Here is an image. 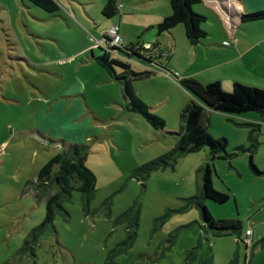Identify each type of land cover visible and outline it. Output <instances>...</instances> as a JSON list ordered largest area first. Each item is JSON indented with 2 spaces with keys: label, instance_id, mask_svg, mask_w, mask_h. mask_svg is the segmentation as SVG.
I'll use <instances>...</instances> for the list:
<instances>
[{
  "label": "rangeland",
  "instance_id": "1",
  "mask_svg": "<svg viewBox=\"0 0 264 264\" xmlns=\"http://www.w3.org/2000/svg\"><path fill=\"white\" fill-rule=\"evenodd\" d=\"M54 1L59 8L55 16L24 0H0V264H205L208 259L211 264H264V246L258 243L264 238V122L259 115H211L208 131L215 139L227 140L228 157L211 162L209 148L203 146L172 158L170 165L160 166L141 181L139 176L133 178L137 168L175 147L183 90L164 80L135 84L141 92L137 98L146 107H156L149 104V96L157 104L167 100L159 111L162 116L149 111L164 122L162 130L124 112L119 87L105 82L98 66L86 64L87 48L103 54L95 44L110 27L101 16L108 0ZM126 2V8L136 5L131 20L149 15L152 9H170V0ZM259 3L264 5V0ZM206 17L202 29L208 30H204L208 36L195 47L181 25L178 38L164 34L165 60L159 62L171 60L178 73L201 84L200 78L234 73L239 83L253 87L247 84L253 81L256 88L264 89L259 86L264 81V62L257 60V48L239 62L214 68L228 59V52L212 45L216 34L209 29L213 32L217 22L209 13ZM245 26L251 44L264 39V20ZM144 36L133 40L145 41ZM171 41L172 51L167 48ZM130 62L134 71L157 72L158 67L149 68L136 55L130 56ZM65 88L80 90L83 96L85 111L72 121L50 105ZM87 135L98 140L89 145L85 164L96 178L94 193L83 197L71 191L61 201L66 215L57 214L36 242L25 245L44 218V202L34 198L35 186L28 182L37 177L56 146L47 139L83 141ZM250 156L262 175L250 170ZM206 164L214 167L213 188L229 199L224 204L203 200L204 206L215 220H239L242 232L253 233L251 247L238 241V232H210L199 209L188 206L187 200L200 188L199 170Z\"/></svg>",
  "mask_w": 264,
  "mask_h": 264
},
{
  "label": "trees",
  "instance_id": "2",
  "mask_svg": "<svg viewBox=\"0 0 264 264\" xmlns=\"http://www.w3.org/2000/svg\"><path fill=\"white\" fill-rule=\"evenodd\" d=\"M39 8L49 15H54L59 11L54 0H24ZM118 0H108L101 10L103 17L109 19L118 14ZM201 0H170L171 14L165 17L157 26L158 35L169 32L178 25L184 29V36L190 45H196L207 37V33L202 29L206 18L193 11V6L199 4ZM264 20V11L246 14L241 17V22H253ZM102 55L96 58L98 64L115 80L121 87L123 97L127 101L126 108L138 114L154 130H162L164 122L154 114L150 108L146 107L136 97L133 89V81L150 77L154 71H134L131 65L112 59V55L101 49ZM154 48L146 51L137 44L125 45L121 50L112 48L111 52H117L126 58L138 56L152 63L156 60L153 54ZM145 52V53H144ZM146 52H149L146 55ZM162 67V65H159ZM118 69L119 71H117ZM179 86L183 88L191 97L190 101L180 112V130L176 135V145L166 156L147 163L135 170L133 178L143 180L150 172L157 170L160 166L166 167L172 162V158L183 156L200 150L203 146L209 148V159L211 162L228 157L226 155L227 140L225 138L215 139L208 131V119L205 117V109L223 114L227 117L240 116L246 113H255L264 122V89L243 85L235 82L230 92H224L219 82L201 84L191 79H177ZM247 126V124H237ZM251 139V136H249ZM237 148L236 150H241ZM86 145H68L63 151L49 160L39 171L37 177L28 182L29 186L34 185V198L38 201L44 199V218L40 225L31 230L25 245L36 242L38 237L48 229L57 214L65 216L61 201L69 198L71 191L76 190L83 197H90L95 191V175L85 167L88 155ZM223 154V155H222ZM57 168L56 171L54 169ZM249 168L255 175H262L253 165L251 156L249 157ZM200 188L197 195L187 200L188 206L199 209L204 225L214 234H227V232H238V237L242 233V224L239 220H215L203 204V200H210L216 204H224L229 197L226 194L216 192L212 185L214 167L206 164L199 170ZM139 176V177H138ZM57 180V181H56ZM264 246V238L258 242ZM208 259L205 264H211ZM112 264V263H106Z\"/></svg>",
  "mask_w": 264,
  "mask_h": 264
},
{
  "label": "crops",
  "instance_id": "3",
  "mask_svg": "<svg viewBox=\"0 0 264 264\" xmlns=\"http://www.w3.org/2000/svg\"><path fill=\"white\" fill-rule=\"evenodd\" d=\"M247 1L248 0H201V2L199 4L193 6V11L200 14V15H203L206 18V20H207L206 16L208 15V13H209V15H211L216 20L217 25H216V28L213 30V32L209 29L210 34H213V33L216 34V38H214L212 40V41L216 42V44H212V45H214L218 48H221V49L224 48V50L226 52H228V59L224 63L216 64L214 66V68H221V67H225V66L230 65V63L239 62V60L244 59L246 57V54L250 51L251 48H255V49L257 48V50H258V53H257L258 55L256 56V57H258L257 60L262 62V63L264 62V47L260 49V47H262V46H260V44L262 42H264V39L263 40L258 39L251 44L250 40L248 39L251 36L249 27L245 26V23L241 22V17L243 15L264 11V5L262 3H259V0H252L251 5L249 3H247ZM126 6H127L126 0H118V2H117L118 14L117 15H115L114 17L109 18V19L103 17L102 14H101V16H102V20H104L105 23L110 25V27H112V26H118L119 27V34L123 40L124 45L128 46L130 44H132V45L137 44L138 46L143 47L144 45L149 44L152 47V49L154 48L153 54L156 55L157 59L153 60L152 63H149V62H147V63L149 64V68L153 69V68L158 67V68H156L157 72H155V74L150 76V77L133 81L132 85H133V89H134V93H135L136 97L139 95V93H141V92H139V90L135 86V84H137L138 81H144V80H148V79L149 80H155V81L156 80H164L165 82H167L168 85H170L171 87H173L175 89H177L179 87L181 88V86H179V84H178V81L175 78H173L172 75H169V74L176 73L177 79L185 78L182 73H178L175 70L176 65H174V63H172L171 60L170 61L166 60L162 64L159 62V59L165 60V58L163 57L164 55H162V51H161V49H162L161 45H163L162 41L164 38V34H167L165 36H167L168 38L169 37H172V38L177 37L178 38V36L180 34V31H179L180 25L176 26L175 28H173L169 32L163 33L161 35L157 34L156 26L165 17H168L171 14V9L167 8L165 11H161V12L156 10V9H154V10L152 9V12L149 13V15L143 16L142 18L136 17L134 20H131L130 18L134 16L133 13L135 11L136 5L132 4V7H128V8H126ZM53 16H55V14ZM115 17H117V18H115ZM130 25L132 26V28ZM3 26L8 27V25L5 23ZM204 30L208 31L207 29H204ZM5 32H10V30H6ZM143 33L144 34L147 33L149 35L144 36ZM103 34L101 35V37L103 36ZM143 36L145 37L144 39H146L145 41L139 42V40H133V39H135V37H137V39H142L141 37H143ZM207 36H208V34H207ZM205 39H203L200 43H198L196 45H191V46L195 47V46L203 43ZM171 46H172V41H171L170 45L167 46V48L170 47V51H172V49H174ZM206 46H208V45H206ZM87 50H88V48L86 49V53L90 52V58L87 60L86 64H92L93 63L96 66H98V68L102 71V75H100L101 78L104 79L105 82L115 84L119 87L121 97L124 101V107H123L124 112H128V113L135 114V115L139 116L138 114L133 113V112L129 111V109L126 108L127 101L123 97V93H122L120 85L115 80H113L112 77L109 76V74L98 64L96 58L99 57L100 54H98L97 52H94L93 49H90L88 51ZM171 57H172L171 54H169V59H172ZM115 60L120 61L122 63H126L128 65H131L130 59H129V61H127V59L126 60L115 59ZM159 65H162V67H159ZM133 70H135V69H133ZM51 71H52V69H51ZM158 71H159V73H158ZM199 80L203 84H208V83L220 81L222 88L228 92L231 91L233 83L241 82L239 80L238 76L234 73L224 74L221 77L212 75V76L200 78ZM247 84L254 85L253 87L258 86L256 84V82H253V81H249V82H247ZM259 86L264 87V81ZM182 90L184 92H186L183 88H182ZM183 91L182 92L178 91V92H181V93H179L181 96V99H180L181 101H179V109H180L179 111L180 112L183 109V107L191 99V97L190 96L188 97V95H185V93H183ZM53 97H54L53 101L50 102L52 109L54 111L58 112V114L66 113L67 114L65 116L66 120H70V121L75 120V118L78 117V114L82 115L85 111L84 110L85 108H84V105L82 102L83 96L80 94V90L73 89V88H65V89L61 90L60 92H58L57 94H55ZM166 103H167V100L161 99L158 101V104H157V102L150 100V96H149V104L156 105V107H149L150 111L155 110L156 115H159V116L163 115L159 111L165 107ZM87 111H88L87 114L90 116V110L88 109ZM180 112L178 114V118H179ZM91 114L94 116L97 115L95 112H92ZM212 114H220V113L205 109V117L208 119V128H210V126H211V115ZM78 119H80V118H78ZM246 119H249V118L246 117ZM89 120H90L89 118H86V122H87L88 126H90ZM252 120H254V119H252ZM178 121L180 122V119ZM83 139L84 140L82 141V140H75L74 138L69 139V138L65 137L64 140H58V141H54V142H53V140L47 139L48 141H51L52 143L56 144V146L53 148V152H51V155L49 156L50 157L49 160H51L57 154L61 153L63 151V148L68 146V145H74V144L85 145L86 144L88 149H90L89 145H91L93 143H97V141H98L96 138H93V136L89 137L88 135L85 136V138H83ZM88 152H89V150H88ZM86 161H87V158H86ZM86 161H85V164H86ZM42 167L40 168V170L42 169ZM56 170H57V168L54 169V171H56ZM42 201L44 202V199H41L39 202H42ZM243 233L244 232L241 233L240 239H241ZM250 238L252 240V245H254L252 232H251Z\"/></svg>",
  "mask_w": 264,
  "mask_h": 264
},
{
  "label": "built area",
  "instance_id": "4",
  "mask_svg": "<svg viewBox=\"0 0 264 264\" xmlns=\"http://www.w3.org/2000/svg\"><path fill=\"white\" fill-rule=\"evenodd\" d=\"M103 36L107 39L108 42H103L102 40H99L98 42H96L95 46L102 48L103 50L109 52L112 55L113 59H123L129 61L128 58H126L125 56L117 53V52H111L112 48L121 50L122 48L125 47L123 40L119 34V27L118 26H112L110 27L106 33L103 34ZM143 49H145L146 51H148L149 49H151V46L149 44L144 45L142 47ZM121 55V56H120ZM174 76H177L176 73H174ZM251 231L249 229L245 230L242 237H241V241L245 244V246L251 247L252 245V240H251Z\"/></svg>",
  "mask_w": 264,
  "mask_h": 264
},
{
  "label": "water",
  "instance_id": "5",
  "mask_svg": "<svg viewBox=\"0 0 264 264\" xmlns=\"http://www.w3.org/2000/svg\"><path fill=\"white\" fill-rule=\"evenodd\" d=\"M103 42H108L107 41V39L104 37V36H102V39H101ZM102 49V48H101ZM57 181V180H56Z\"/></svg>",
  "mask_w": 264,
  "mask_h": 264
}]
</instances>
